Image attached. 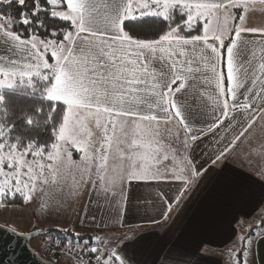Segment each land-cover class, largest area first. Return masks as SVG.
I'll list each match as a JSON object with an SVG mask.
<instances>
[{
	"label": "snow or ice",
	"instance_id": "obj_1",
	"mask_svg": "<svg viewBox=\"0 0 264 264\" xmlns=\"http://www.w3.org/2000/svg\"><path fill=\"white\" fill-rule=\"evenodd\" d=\"M209 185L185 230L191 254H214L219 220L225 264H264V0H0L9 249L20 238L38 243L39 264H147L132 246L161 231L163 252ZM141 186L154 195L135 223Z\"/></svg>",
	"mask_w": 264,
	"mask_h": 264
},
{
	"label": "crops",
	"instance_id": "obj_2",
	"mask_svg": "<svg viewBox=\"0 0 264 264\" xmlns=\"http://www.w3.org/2000/svg\"><path fill=\"white\" fill-rule=\"evenodd\" d=\"M229 166L231 167L234 165L230 162ZM211 189L212 185H209L196 194L189 207V210L185 213L181 220L178 221L169 237L166 238L168 243L165 246L163 252H161L158 247V242L163 236V233L161 231L149 230L143 234V238L140 239L138 243L132 246V248L129 250L130 255H134L137 260L151 264L152 261L157 260L158 256L163 259L164 256L168 255L169 249H171L173 252L183 249L187 253L185 258L190 260L191 264H225L224 257H222L219 252L221 250H227L225 245L228 242L231 231L227 222L217 220L211 223V227L216 233L213 245L214 254L211 255H204L201 253L192 255L191 253L193 251V245L187 240L185 235L186 227L200 217L201 210ZM152 195H154L153 190L144 186L134 190L132 193L133 214L129 216L130 221L135 223H144V221L140 219V217L143 215V204L138 205L137 201L148 199ZM138 207L140 208L139 211H137ZM262 255H264V252H262Z\"/></svg>",
	"mask_w": 264,
	"mask_h": 264
},
{
	"label": "water",
	"instance_id": "obj_3",
	"mask_svg": "<svg viewBox=\"0 0 264 264\" xmlns=\"http://www.w3.org/2000/svg\"><path fill=\"white\" fill-rule=\"evenodd\" d=\"M11 236L0 232V264H39L42 259L26 241L17 238L14 249L7 247Z\"/></svg>",
	"mask_w": 264,
	"mask_h": 264
},
{
	"label": "rangeland",
	"instance_id": "obj_4",
	"mask_svg": "<svg viewBox=\"0 0 264 264\" xmlns=\"http://www.w3.org/2000/svg\"><path fill=\"white\" fill-rule=\"evenodd\" d=\"M9 216H0V225L3 224V221L5 219H8ZM73 219H75V213H73L72 216ZM16 224L19 227V229L23 232H27L33 225L37 224V221L31 216L30 210L29 211H24L23 213H20L16 216ZM41 227H48L49 225L47 224H41L38 225ZM79 230V229H78ZM31 248L36 250L38 253H41L40 246L38 245L37 242L33 241L30 244Z\"/></svg>",
	"mask_w": 264,
	"mask_h": 264
},
{
	"label": "built area",
	"instance_id": "obj_5",
	"mask_svg": "<svg viewBox=\"0 0 264 264\" xmlns=\"http://www.w3.org/2000/svg\"><path fill=\"white\" fill-rule=\"evenodd\" d=\"M36 251V250H35ZM37 252V251H36ZM38 253V252H37ZM38 255L43 259L44 258V256H43V253L41 252V253H38Z\"/></svg>",
	"mask_w": 264,
	"mask_h": 264
}]
</instances>
